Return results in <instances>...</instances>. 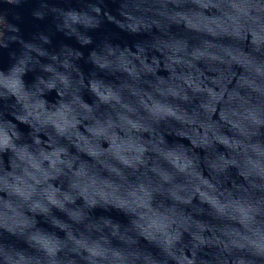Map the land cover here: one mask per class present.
Listing matches in <instances>:
<instances>
[{"label": "clouds", "instance_id": "1", "mask_svg": "<svg viewBox=\"0 0 264 264\" xmlns=\"http://www.w3.org/2000/svg\"><path fill=\"white\" fill-rule=\"evenodd\" d=\"M0 264H264V0H0Z\"/></svg>", "mask_w": 264, "mask_h": 264}]
</instances>
